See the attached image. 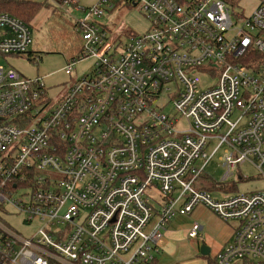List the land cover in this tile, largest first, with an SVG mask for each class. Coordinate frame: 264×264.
I'll return each mask as SVG.
<instances>
[{"label": "built area", "instance_id": "2783aa9c", "mask_svg": "<svg viewBox=\"0 0 264 264\" xmlns=\"http://www.w3.org/2000/svg\"><path fill=\"white\" fill-rule=\"evenodd\" d=\"M119 4L150 22L121 49L96 23ZM237 6L98 0L75 22L82 53L64 70L95 66L49 109L44 78L0 66V264H154L168 224L200 206L239 223L213 264H264V189L195 187L220 150V184L245 164L264 180V0L246 17ZM31 43V27L0 11V55L38 63ZM14 217L39 226L24 234ZM200 232L194 224L189 238Z\"/></svg>", "mask_w": 264, "mask_h": 264}, {"label": "rangeland", "instance_id": "374dc122", "mask_svg": "<svg viewBox=\"0 0 264 264\" xmlns=\"http://www.w3.org/2000/svg\"><path fill=\"white\" fill-rule=\"evenodd\" d=\"M43 2L51 5L40 12L37 18L30 25L32 43L30 50L36 52L34 56H39L40 62H32L29 54L23 56H2L0 55V66L17 70L25 78H44V83L48 89L52 101L48 103L47 108H52L56 99L63 95L73 84L76 77H82L94 68V60L86 59L76 65L72 74L65 72L67 63L71 60L72 54L77 50L80 43V36L73 30L72 23L83 21L88 10L96 5L98 0H75L77 5H64L58 7L55 2L63 5V0H30ZM258 0H238V6L233 8L238 14L246 17L255 10ZM50 8V9H49ZM96 23L108 30L110 40L115 46L121 49L128 39L134 35L144 34L150 26V22L141 10L140 6L133 4H119L114 9H107L103 16L96 19ZM200 71L194 70L192 73L197 75ZM201 88L210 87L213 82L207 77H201ZM46 108V109H47ZM167 112L174 113L173 105L166 107ZM185 123L180 125L183 128ZM214 144L206 148V153L210 155L216 146ZM223 150H220L216 156L209 162L202 176L196 181V187L206 186L204 178L208 177L211 184L217 183L218 188L222 186L228 189L234 186L236 192L249 193L264 189V180L260 177L259 171L249 164L238 166L234 177L224 184H220L224 168L220 165V158L223 156ZM202 161L197 163L198 166ZM208 182V181H207ZM153 200L156 191L147 190ZM224 193H228L224 191ZM21 217L10 218V221L20 232L29 234L31 230L39 226L24 227L21 224ZM234 224V223H232ZM212 227V226H211ZM185 257L189 254L188 250H183ZM198 255V254H197ZM184 258V257H183Z\"/></svg>", "mask_w": 264, "mask_h": 264}, {"label": "crops", "instance_id": "0c3cea01", "mask_svg": "<svg viewBox=\"0 0 264 264\" xmlns=\"http://www.w3.org/2000/svg\"><path fill=\"white\" fill-rule=\"evenodd\" d=\"M34 53L31 50V55ZM79 78L76 77L73 84ZM194 224L201 226V232L196 239H190L189 232ZM238 227V222L225 223L203 206L197 207L189 215L179 212L165 229L161 252L154 264H210L232 242ZM204 245L209 250L206 256L201 254ZM183 250H188L186 257L182 254Z\"/></svg>", "mask_w": 264, "mask_h": 264}, {"label": "trees", "instance_id": "16d2710c", "mask_svg": "<svg viewBox=\"0 0 264 264\" xmlns=\"http://www.w3.org/2000/svg\"><path fill=\"white\" fill-rule=\"evenodd\" d=\"M51 7V5L43 2H37V1H30V0H0V11H6L9 14H11L14 17H17L21 20H23L26 24L29 26L32 24V22L37 18V16L40 14L41 11L44 9H47L48 7ZM50 9V8H49ZM73 30L80 36V43L77 50L72 54L71 60H74L80 56L82 53V33L80 30H78V25L74 22L72 23ZM202 176V175H201ZM200 176V177H201ZM199 177V178H200ZM206 181V186L204 187H195L201 190H208L210 192H213L215 189H217V183L211 184V181L208 177L204 178ZM208 181V182H207ZM233 185L226 189V187H223V191L226 192H236V188H234ZM210 264H213L212 261H210Z\"/></svg>", "mask_w": 264, "mask_h": 264}, {"label": "water", "instance_id": "95a60500", "mask_svg": "<svg viewBox=\"0 0 264 264\" xmlns=\"http://www.w3.org/2000/svg\"><path fill=\"white\" fill-rule=\"evenodd\" d=\"M208 253H209L208 248H207L205 245L202 246V247H201V254H202L203 256H206V255H208Z\"/></svg>", "mask_w": 264, "mask_h": 264}]
</instances>
